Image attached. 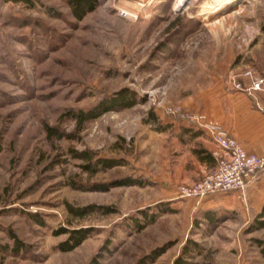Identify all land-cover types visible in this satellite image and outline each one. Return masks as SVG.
<instances>
[{"label":"rangeland","instance_id":"rangeland-1","mask_svg":"<svg viewBox=\"0 0 264 264\" xmlns=\"http://www.w3.org/2000/svg\"><path fill=\"white\" fill-rule=\"evenodd\" d=\"M184 1L99 0L78 19L65 0H0V264H261L264 229L251 233L246 215L152 181L171 155L167 108L196 112L198 91L264 65L253 59L264 57V0ZM124 88L137 104L71 117ZM88 148L124 163L87 171L73 152ZM125 176L146 183L114 185Z\"/></svg>","mask_w":264,"mask_h":264},{"label":"crops","instance_id":"crops-1","mask_svg":"<svg viewBox=\"0 0 264 264\" xmlns=\"http://www.w3.org/2000/svg\"><path fill=\"white\" fill-rule=\"evenodd\" d=\"M262 28V26H261ZM264 33V30H261ZM253 47L252 52L255 54ZM254 61H264V57L253 56ZM261 74L264 65L259 66ZM246 81V79L244 78ZM264 101V92L250 94L233 88L229 81L218 79L210 83L204 90L198 91L189 105L205 121L221 125L227 133L236 137L248 152L264 154V112L259 104ZM170 123L166 129H161L163 140V164L153 182L164 181L170 187V193L175 194L180 183H192L201 178L215 164L213 150L215 142L206 129L197 127L184 120L167 117ZM161 164V162L159 163ZM206 204L213 207H225L238 210L247 216L251 233L258 228V221L264 220V172H259L251 181L247 190V199L237 192H221L207 196ZM210 197V198H209ZM171 197L170 199H176ZM247 225V224H246ZM259 245L264 264V238L254 237Z\"/></svg>","mask_w":264,"mask_h":264},{"label":"built area","instance_id":"built-area-1","mask_svg":"<svg viewBox=\"0 0 264 264\" xmlns=\"http://www.w3.org/2000/svg\"><path fill=\"white\" fill-rule=\"evenodd\" d=\"M229 83L233 88L250 94L264 92V74L252 68H247L239 74L231 73ZM259 106L264 112V101ZM167 109L168 114L174 118L206 129L215 142L213 150L215 164L194 182L179 184L180 196L196 198L198 204L207 196L221 192H237L240 197L247 199L250 182L255 180L259 172H264V154L248 152L240 141L230 136L221 125L204 121L197 112L187 111L178 106Z\"/></svg>","mask_w":264,"mask_h":264},{"label":"trees","instance_id":"trees-1","mask_svg":"<svg viewBox=\"0 0 264 264\" xmlns=\"http://www.w3.org/2000/svg\"><path fill=\"white\" fill-rule=\"evenodd\" d=\"M6 1H14V2H23L26 3L28 6H35L36 0H6ZM72 9V13L75 17L78 19H82L85 17V15L93 11L99 4V0H65ZM53 9L49 8V11H52ZM262 29L264 30V23L262 24ZM138 95H136V92L133 89L124 88L122 90L117 91L112 97H106L102 98L98 103L93 105L92 107L85 109H78L73 110L71 113V117L75 118L79 124H82L84 122H87L88 120H94L100 116H102L103 113L117 109V108H130L131 106L138 103ZM47 133L51 137H63L65 136V133L61 132L58 128L47 125L45 127ZM95 152L91 149H84V150H75L73 152V155L76 157H79L86 162L82 164V167L87 171L92 172H98L100 170L116 167L120 164L124 163L123 158H113V157H97ZM146 182L144 180H141L134 176H125L123 178H119V180L114 181L115 186L119 185H133V184H145ZM98 189H108V184H100L95 186ZM91 208L94 207L93 205L90 206ZM89 208H84L83 211L86 212ZM102 211L107 210V207H100ZM80 210V209H76ZM74 209V211H76ZM150 216H154L153 214ZM205 217L211 218V221H215L217 218L216 212H210L207 211L205 214ZM40 223H42L40 220H38ZM258 228L264 227V220H259L258 222ZM88 236V230L81 229L76 230V232L72 233L70 236V239L67 240L65 243H63L60 246V249L64 252L72 251L74 250L82 240H84ZM13 239L16 242L15 246V253H18L21 249H23V245L20 241L17 240V238L13 235ZM161 253V249H155L153 251V254L151 257V260H154L159 254ZM182 260L179 259L178 264H181ZM140 264H147L145 262V259L141 261Z\"/></svg>","mask_w":264,"mask_h":264},{"label":"bare ground","instance_id":"bare-ground-1","mask_svg":"<svg viewBox=\"0 0 264 264\" xmlns=\"http://www.w3.org/2000/svg\"><path fill=\"white\" fill-rule=\"evenodd\" d=\"M188 2H190V0H185L184 2L180 3V6L184 7L187 5Z\"/></svg>","mask_w":264,"mask_h":264}]
</instances>
